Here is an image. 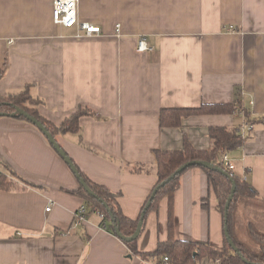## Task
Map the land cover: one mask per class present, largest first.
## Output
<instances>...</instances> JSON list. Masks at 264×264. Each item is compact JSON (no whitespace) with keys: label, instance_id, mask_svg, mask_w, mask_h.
Listing matches in <instances>:
<instances>
[{"label":"crops","instance_id":"1","mask_svg":"<svg viewBox=\"0 0 264 264\" xmlns=\"http://www.w3.org/2000/svg\"><path fill=\"white\" fill-rule=\"evenodd\" d=\"M52 0H0V97L31 85L40 115L55 126L79 108L77 135L55 138L91 182L120 195L138 218L156 182V151L208 150L211 128L250 126L225 153L233 177L264 202V0H78L97 37H76L52 21ZM118 24L119 37L115 34ZM144 38L148 51H137ZM236 105L234 113L188 115L162 128L160 111ZM242 110H237L238 107ZM144 165L148 173L126 166ZM0 264H157L132 255L100 227L99 214L75 225L80 184L32 124L0 117ZM47 208L49 210L47 211ZM168 199L147 213L136 240L142 254L168 239ZM173 238L224 249L223 217L200 167L187 169L173 194ZM198 264H219L203 257Z\"/></svg>","mask_w":264,"mask_h":264},{"label":"trees","instance_id":"2","mask_svg":"<svg viewBox=\"0 0 264 264\" xmlns=\"http://www.w3.org/2000/svg\"><path fill=\"white\" fill-rule=\"evenodd\" d=\"M2 74L3 69L0 70V79ZM30 88L31 85L27 84L19 91L9 92L5 96L0 97V114H4L2 117H13L31 124L21 115L13 116L17 109H21L40 122L54 139L60 135H77L80 145L83 146L79 121L82 117L92 116V113L85 108H79L75 113L65 118L59 126H55L40 115L38 108L44 102L40 98L33 96ZM236 105H201L198 108L162 109L159 123L162 128H177L181 126L182 118L185 116L234 113ZM237 110L242 109L238 107ZM244 116L249 124L257 120L264 123V117L251 119L250 114L245 111ZM209 136L212 145L208 150H195L187 141L186 136H183L181 150L155 152L156 163L154 170L156 182L136 219H130L125 216L120 206L119 194L111 193L105 187L91 182L77 167L80 177L93 192L94 197L89 196L81 186L75 191L66 192L82 199L85 211L84 217L97 213L102 216L100 227L113 235H115V229L118 228L121 235L130 237L135 232L141 213L144 211L145 205L157 186L166 182L183 164L191 161L208 162L213 167L227 173L224 175L218 171L200 167L205 172L209 185L215 194L217 209L223 217V229L227 230V237L233 242L237 252H234L228 245L225 234L224 249L222 251L213 250L205 244L179 241L173 238V194L179 187V180L183 174L181 173L159 188L149 208L145 211L142 223L143 227L147 213L156 211L160 200L166 197L168 199V239L165 242H159L156 250L149 254L140 253L137 250L136 241L125 242L130 253L143 259L155 258L157 261L167 257L168 264H198L203 257L219 264H264V202L260 203V201H257L255 190L247 182L237 177H231L229 171L222 163L223 155L242 145L245 139L241 138L237 128H211ZM126 169L131 173L149 172V168L144 165L126 166ZM230 177L235 183V193L227 213L224 215V206L232 187ZM10 185L11 183L5 178H0V189H8Z\"/></svg>","mask_w":264,"mask_h":264},{"label":"built area","instance_id":"3","mask_svg":"<svg viewBox=\"0 0 264 264\" xmlns=\"http://www.w3.org/2000/svg\"><path fill=\"white\" fill-rule=\"evenodd\" d=\"M51 16L55 25H59L65 29H75L76 37H97L102 34L100 27L95 26L89 22L81 21L78 16V0H52ZM118 24L115 25V34L119 37ZM149 48L144 38H141L137 44V51H148ZM250 126L245 124L239 129V134L242 139H245ZM223 166L229 171V175L233 177V165L231 164L228 155L224 154L222 157ZM49 208H47V211ZM84 208L81 207L75 214V225L81 224L84 220ZM102 219V216H100ZM157 264H168V258H161Z\"/></svg>","mask_w":264,"mask_h":264},{"label":"water","instance_id":"4","mask_svg":"<svg viewBox=\"0 0 264 264\" xmlns=\"http://www.w3.org/2000/svg\"><path fill=\"white\" fill-rule=\"evenodd\" d=\"M17 116V115H21L23 116L28 122H30L33 126H35L42 134L43 136L47 139L49 145L52 147V149L57 153V155L59 157H61L64 161V163L69 167V169L71 170V172L73 173V175L76 177V179L79 181L80 186L84 189V191L91 197H94L93 192L90 190V188L87 186V184L85 183V181L80 177L76 167L74 166V164L72 163V161L67 157V155L64 153V151L61 149V147L59 146V144L56 142V140L54 139V137L47 131V129L40 123L38 122L35 118L31 117L30 115H28L25 111L21 110V109H17L16 113L13 114V116ZM4 116V114H0V117ZM191 167H201V168H205L208 170H214V171H218L219 173H222L224 175H226L227 173L219 168L213 167V165H211L208 162L205 161H191L188 162L186 164L181 165L171 176L170 178L166 181L168 182L169 180L173 179L175 176L185 172L187 169L191 168ZM230 181L232 183V187H231V191H230V195L227 199V202L224 206V215H226L227 210L229 208L230 202L233 198V195L235 193V183L234 181L231 179L230 177ZM166 182L161 183L159 186H157L152 194L151 197L149 199V201L147 202V204L145 205L144 211L141 213V216L139 218V221L137 223L135 232L130 236V237H125L123 235H121L120 231L118 228L115 229V235L122 240L123 242L126 243H131L133 241H136L137 238L140 235L141 232V228H142V223H143V218H144V214L145 211L149 208L151 201L153 200L156 192L159 190L160 187H163ZM224 234L228 240V245L232 248V250L234 252H237V248L234 246L233 242L230 241L227 237V230L224 228Z\"/></svg>","mask_w":264,"mask_h":264}]
</instances>
